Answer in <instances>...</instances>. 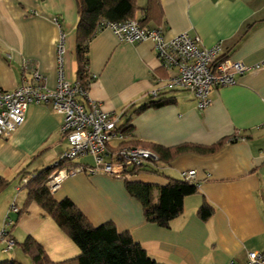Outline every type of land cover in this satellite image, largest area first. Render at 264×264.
I'll return each mask as SVG.
<instances>
[{
	"label": "crops",
	"instance_id": "obj_1",
	"mask_svg": "<svg viewBox=\"0 0 264 264\" xmlns=\"http://www.w3.org/2000/svg\"><path fill=\"white\" fill-rule=\"evenodd\" d=\"M136 5V20L145 27L162 28L167 39L197 35L205 47L218 44L221 56L249 69L234 85L212 90L203 110L191 93L173 90L174 104L131 118V141L153 152V147H210L238 140L208 154L178 153L131 177L151 185L156 202L168 179L195 170L198 193L185 198L183 213L166 228L145 220L123 179L102 173L68 177L53 197L71 200L93 226L111 222L119 232H128L158 263L243 264L247 253L264 251V0H155L148 11V0H136ZM56 17L60 27L53 23ZM77 21L75 0H0V87L10 91L33 82L23 70L24 61H30L45 78L44 86L54 89L60 32L63 78L75 83ZM87 69L88 99L106 111L124 114L151 91H170L164 89L169 73L157 60L153 43L121 42L109 29L90 40ZM125 120L123 116L121 122ZM62 123L63 116L48 105L32 104L23 124L9 138H0V178L9 183L0 191V230L14 202L21 214L10 213L7 228L15 246L21 252L19 244L31 236L52 261L72 258L78 248L35 202L27 201L25 189L17 188L21 171L36 173L57 164L68 147ZM91 164L89 157L74 160V165ZM203 201L213 208L206 221L197 215ZM3 249L0 241V263L26 256H6L13 250Z\"/></svg>",
	"mask_w": 264,
	"mask_h": 264
},
{
	"label": "built area",
	"instance_id": "obj_2",
	"mask_svg": "<svg viewBox=\"0 0 264 264\" xmlns=\"http://www.w3.org/2000/svg\"><path fill=\"white\" fill-rule=\"evenodd\" d=\"M53 23L60 27L57 17L53 19ZM99 29L111 30L121 42L151 41L157 60L169 73L164 89L191 93L196 99L198 110L209 105L212 90L234 85L237 77L249 69L241 62L221 56L218 44L205 47L197 35L182 33L167 39L162 28L141 26L136 19L119 23L102 22ZM63 53L64 34L60 32L57 45L58 80L54 89L44 86L45 78L35 70L30 61H24L23 70L32 74L33 82L24 81L10 91L0 87V138H9L23 124L25 112L32 104L48 105L52 111L63 116L60 133L68 147L59 161L65 159L72 162L89 157L92 164L65 165L54 170L46 180V186L51 192L56 191L65 179L78 173H102L114 179H126L129 172L157 163L159 158L155 153L128 144L131 134L119 130L123 124V113L104 110L100 104L88 99L85 87L77 82L69 83L64 80ZM148 94L156 96L159 93L155 89ZM195 176V170L180 173V178L187 181H194ZM28 179L25 176L17 189L22 188ZM17 212L18 208L13 202L0 230L3 252L13 250L15 246L7 227L10 222L8 214ZM227 264L238 263L230 260ZM243 264H264V251L247 253Z\"/></svg>",
	"mask_w": 264,
	"mask_h": 264
},
{
	"label": "trees",
	"instance_id": "obj_3",
	"mask_svg": "<svg viewBox=\"0 0 264 264\" xmlns=\"http://www.w3.org/2000/svg\"><path fill=\"white\" fill-rule=\"evenodd\" d=\"M75 4L78 17L75 42L76 82L88 90L91 82L87 69L90 40L99 32L102 22L119 23L136 19L135 14L138 7L136 0H75ZM152 4H155V0H148L145 11H148ZM138 22L141 26H145L144 21ZM173 93L174 91L170 90L156 96L147 94L141 101L131 105L124 112L123 116L126 117V120L119 127V130L131 134L130 121L133 116L149 109H159L174 104L175 96ZM237 140L236 137H233L210 147L189 145L173 149L153 147L152 151L159 157L158 161H161L189 150L199 154L212 153L224 142L233 143ZM128 144L141 147L132 141H129ZM65 165L79 166L74 165V161L69 162L62 159L55 166L36 173H26L23 170L20 172V180L25 176L29 177L27 183L22 186V189L27 192V201L35 202L53 220L59 230L75 244L78 253L66 260L52 261L43 247L34 238L28 236L19 244V247L21 252L28 256L31 264H161L151 258L128 232H119L111 222L93 226L71 200L64 198L57 201L54 199L53 192L46 186V180L50 173ZM147 167L148 165L140 170H133L129 172L128 178L123 179L126 192L140 203L147 222L166 228L172 220L183 213L185 198L198 193V184L195 181H187L182 178H170L166 185L159 188L157 201L154 202L151 185L130 181L131 177L144 171ZM8 184L6 180L0 178V191ZM212 213L213 208L206 201H203L197 211V215L203 221L208 220ZM16 214L19 216L21 212ZM0 264L22 263L16 260H7Z\"/></svg>",
	"mask_w": 264,
	"mask_h": 264
},
{
	"label": "rangeland",
	"instance_id": "obj_4",
	"mask_svg": "<svg viewBox=\"0 0 264 264\" xmlns=\"http://www.w3.org/2000/svg\"><path fill=\"white\" fill-rule=\"evenodd\" d=\"M85 158H88V157H85ZM12 252L21 253V252H19V249L15 246V248L13 249V251L10 252L11 254L9 253V255L7 254L6 256L12 255ZM20 255H23V254H20ZM18 258H19L20 262H22V264H30L31 263L30 262V259L28 258V256H24L23 255V256L18 257Z\"/></svg>",
	"mask_w": 264,
	"mask_h": 264
}]
</instances>
